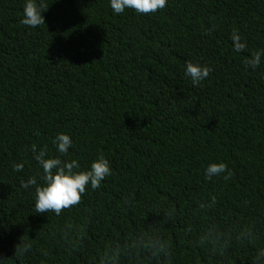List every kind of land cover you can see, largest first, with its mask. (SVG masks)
<instances>
[{
    "label": "trees",
    "instance_id": "1",
    "mask_svg": "<svg viewBox=\"0 0 264 264\" xmlns=\"http://www.w3.org/2000/svg\"><path fill=\"white\" fill-rule=\"evenodd\" d=\"M24 2L0 0V264H264V0H37L35 28ZM33 146L111 174L37 214Z\"/></svg>",
    "mask_w": 264,
    "mask_h": 264
},
{
    "label": "clouds",
    "instance_id": "2",
    "mask_svg": "<svg viewBox=\"0 0 264 264\" xmlns=\"http://www.w3.org/2000/svg\"><path fill=\"white\" fill-rule=\"evenodd\" d=\"M167 0H110V7L115 14H121L125 9H132L138 14L155 13L158 9L164 8ZM37 0H25L23 14L20 23L35 28L45 23L43 12L46 11ZM211 69L198 62H188L184 68V75L187 76L193 86L198 85L207 78ZM56 151L66 154L72 145L69 135L60 133L54 138ZM34 158L39 163L43 176V184L36 187L35 213H46L52 211L59 214L62 209L77 204L84 194L86 186L96 189L101 181L111 174L109 161L103 155H99L90 163L86 170H79L77 160L62 161L59 157H48L44 149L37 152L33 146ZM14 170L22 169V164H15ZM222 173H227V165L224 162H211L204 169L206 178H212ZM224 179L228 178L225 174ZM37 182L29 178L22 186L28 188Z\"/></svg>",
    "mask_w": 264,
    "mask_h": 264
}]
</instances>
